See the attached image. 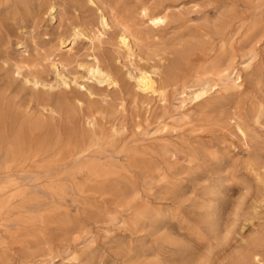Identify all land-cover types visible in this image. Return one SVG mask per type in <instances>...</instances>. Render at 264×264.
<instances>
[{
    "label": "rangeland",
    "instance_id": "obj_1",
    "mask_svg": "<svg viewBox=\"0 0 264 264\" xmlns=\"http://www.w3.org/2000/svg\"><path fill=\"white\" fill-rule=\"evenodd\" d=\"M0 264H264V0H0Z\"/></svg>",
    "mask_w": 264,
    "mask_h": 264
},
{
    "label": "bare ground",
    "instance_id": "obj_2",
    "mask_svg": "<svg viewBox=\"0 0 264 264\" xmlns=\"http://www.w3.org/2000/svg\"><path fill=\"white\" fill-rule=\"evenodd\" d=\"M139 14H140V16L143 19L148 20L151 23L150 25L153 26V27H158L159 25L164 23V18H161V17H158V16L154 15L146 7L141 8ZM99 21H100L99 23L101 24V26L105 27L107 25V20H106V18L104 16H101ZM71 33H72V40H70L71 42H68V41H66L64 39L61 42V45H65V44H68V45L71 44L72 45L75 42V40H77V39L82 40L84 42H87L90 45H92L93 42H94L93 37L89 36L86 32L81 30V28H79V27H75L74 26L72 28V32ZM116 42H117L116 44L119 47V49L124 51L123 52L124 54H127L128 56L133 54V51H132L133 46L131 45L132 41L129 39V34H127L125 30H121L120 32H118V34L116 35ZM133 44H134V42H133ZM18 48H22L21 45ZM84 66H86V65H84ZM85 70L87 71V74H88V80H91L93 83H99V84L100 83H110V84L114 83L111 73H109L107 70L102 68L99 65V63H96L95 65H92V66H86ZM136 83H137L138 87L143 92L148 91L150 89V87H151V83H150V81L147 79V77L145 75H141L139 77V79L136 80ZM37 85H38L37 83H34L35 87Z\"/></svg>",
    "mask_w": 264,
    "mask_h": 264
}]
</instances>
